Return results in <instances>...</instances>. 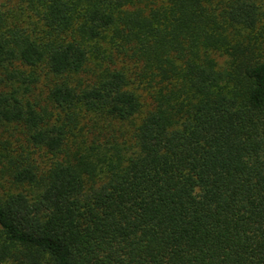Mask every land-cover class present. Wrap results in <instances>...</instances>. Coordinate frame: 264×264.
Returning <instances> with one entry per match:
<instances>
[{"label": "trees", "instance_id": "16d2710c", "mask_svg": "<svg viewBox=\"0 0 264 264\" xmlns=\"http://www.w3.org/2000/svg\"><path fill=\"white\" fill-rule=\"evenodd\" d=\"M0 264H264V0H0Z\"/></svg>", "mask_w": 264, "mask_h": 264}, {"label": "rangeland", "instance_id": "374dc122", "mask_svg": "<svg viewBox=\"0 0 264 264\" xmlns=\"http://www.w3.org/2000/svg\"><path fill=\"white\" fill-rule=\"evenodd\" d=\"M42 77H43V76H42ZM46 81H47V80L44 78V79H43L44 84H46ZM43 82H42V83H43Z\"/></svg>", "mask_w": 264, "mask_h": 264}]
</instances>
